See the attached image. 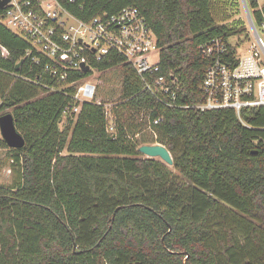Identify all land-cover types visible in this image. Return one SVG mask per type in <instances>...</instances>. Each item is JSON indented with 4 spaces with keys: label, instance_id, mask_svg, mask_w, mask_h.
Wrapping results in <instances>:
<instances>
[{
    "label": "trees",
    "instance_id": "trees-1",
    "mask_svg": "<svg viewBox=\"0 0 264 264\" xmlns=\"http://www.w3.org/2000/svg\"><path fill=\"white\" fill-rule=\"evenodd\" d=\"M56 1L80 20L136 8L181 105L201 100L212 60L203 45L220 39L228 59L236 53L228 40L240 30L223 24L225 0ZM246 3L258 21L257 4ZM3 13L0 113L11 110L24 146L10 149L0 137L17 174L16 184L0 185V264H264L263 107L241 111L246 126L231 110L168 107L111 54L93 64L94 101L63 118L73 88L43 87L54 84L41 71L46 61L25 57L29 44L1 23ZM103 103L114 105V134ZM154 144L170 153L172 168L138 152Z\"/></svg>",
    "mask_w": 264,
    "mask_h": 264
},
{
    "label": "built area",
    "instance_id": "built-area-1",
    "mask_svg": "<svg viewBox=\"0 0 264 264\" xmlns=\"http://www.w3.org/2000/svg\"><path fill=\"white\" fill-rule=\"evenodd\" d=\"M73 1V0H70ZM259 20L250 15V27L255 43L238 55L235 45L233 60L226 56V44L213 39L202 46L204 55L211 58L200 86L201 100L194 105L177 103V85L160 73L158 41L146 19L134 7L122 8L115 14L100 13L88 20H80L67 13L56 0H9L4 7V26L24 39L29 47L25 57L32 63L42 64L53 85L43 87L66 93L70 100L62 110V117L76 116L84 103H92L96 95V82L88 80L96 71L93 64L113 54L129 64L138 77L142 91L157 103L168 107L194 109L200 112L231 110L239 122L246 126L240 113L244 109L264 108V4L253 0ZM244 49V48H243ZM5 55V52H4ZM156 57L155 60L151 58ZM87 77L68 82L71 74L84 73ZM65 93V92H64ZM104 110L106 130L115 132L112 103L100 104ZM161 118L153 121L157 124ZM260 141L264 152V127Z\"/></svg>",
    "mask_w": 264,
    "mask_h": 264
},
{
    "label": "rangeland",
    "instance_id": "rangeland-1",
    "mask_svg": "<svg viewBox=\"0 0 264 264\" xmlns=\"http://www.w3.org/2000/svg\"><path fill=\"white\" fill-rule=\"evenodd\" d=\"M259 2L264 4V0H259ZM248 13L252 15L251 14L252 12L249 9H248ZM221 14H222L221 16H222L223 24H227V26L229 27L231 26L232 28H235V30H240V32L236 36L229 38L228 43L234 46L237 43H239L240 44L239 49L241 47V51L238 50L237 54L238 55L243 54L242 53L243 50H247L249 49L250 46L254 45L255 37L252 28L250 27V24L248 22L241 0H225V5L222 7ZM1 23L3 24L2 21ZM155 59H156L155 56L151 58V60H155ZM99 75L100 72L95 71L93 73V77L89 78L88 80L98 83ZM111 84L115 88V86H117L116 80L115 81L112 80ZM102 93H103L102 96H104L106 90H103ZM8 113L12 115L11 110H7L3 113H0V116ZM156 160L160 161V159L158 158H156ZM168 167L172 168V166H168ZM174 172L176 173V171ZM16 182H17V174L15 173L14 169L10 166L8 150L2 149L0 150V185L11 186L16 184Z\"/></svg>",
    "mask_w": 264,
    "mask_h": 264
},
{
    "label": "water",
    "instance_id": "water-1",
    "mask_svg": "<svg viewBox=\"0 0 264 264\" xmlns=\"http://www.w3.org/2000/svg\"><path fill=\"white\" fill-rule=\"evenodd\" d=\"M8 2L9 0H0V9H4ZM241 2L243 4L248 22L251 25L250 15L248 13L246 2L245 0H241ZM20 65L21 62L16 64L15 70H18ZM81 68L84 73L88 70V68L84 65H82ZM0 137L10 149H20L24 146V140L22 136L16 131L13 116L9 113L0 116ZM138 152L150 159L158 158L167 166L173 165V160L170 153L162 145H142L138 148Z\"/></svg>",
    "mask_w": 264,
    "mask_h": 264
},
{
    "label": "bare ground",
    "instance_id": "bare-ground-1",
    "mask_svg": "<svg viewBox=\"0 0 264 264\" xmlns=\"http://www.w3.org/2000/svg\"><path fill=\"white\" fill-rule=\"evenodd\" d=\"M147 158V157H146Z\"/></svg>",
    "mask_w": 264,
    "mask_h": 264
}]
</instances>
